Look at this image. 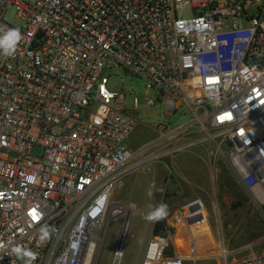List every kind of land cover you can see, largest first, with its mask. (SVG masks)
I'll use <instances>...</instances> for the list:
<instances>
[{
  "label": "built area",
  "instance_id": "obj_1",
  "mask_svg": "<svg viewBox=\"0 0 264 264\" xmlns=\"http://www.w3.org/2000/svg\"><path fill=\"white\" fill-rule=\"evenodd\" d=\"M0 26L22 36L13 56L0 55V264H22L16 245L37 252L35 264H90L128 173L197 146L212 145L263 211L264 0H0ZM114 65L144 78L167 116L184 105L193 121L170 133L158 124L157 140L167 143L132 154L125 141L137 121L104 76ZM202 224V199L185 201L172 220L181 234L150 232L135 264L211 258L191 233ZM42 225L51 233L44 243ZM254 247L219 243V264H264V246Z\"/></svg>",
  "mask_w": 264,
  "mask_h": 264
},
{
  "label": "rangeland",
  "instance_id": "obj_2",
  "mask_svg": "<svg viewBox=\"0 0 264 264\" xmlns=\"http://www.w3.org/2000/svg\"><path fill=\"white\" fill-rule=\"evenodd\" d=\"M14 15V8L9 7L4 15L5 21L11 23ZM16 25L20 26L21 22ZM104 76L108 80L109 91L125 95L124 109L137 121L125 141L132 154L148 143H153L152 150L167 143V140H157L154 129L158 124L165 125V133H170L193 121L192 114L184 105H181L174 115L167 116L162 100L146 88L147 81L138 75L125 73L121 66L114 65L107 69ZM134 98L138 100L137 108H133ZM147 98L155 101L153 106L144 105ZM34 151L39 153L38 150ZM138 158L139 156H135L132 161ZM191 158L203 160L207 177V183L202 190L194 189L206 208L207 225L192 228L191 233L197 238L200 253L206 254V257L212 256L203 258L196 264H219L220 259L217 255L219 243H223L226 250L250 243H254L255 249L264 246V209L260 211L252 205L224 166L222 158L218 155L214 159L213 148L209 144L197 146L193 152L156 156L138 163L125 177L122 186L113 192L110 198L111 207L132 206L118 264H135L140 258L154 223L146 219L147 212L151 210L149 205L166 203L168 215L163 219L165 232L173 241L181 234L177 230L178 227L172 225V220L174 214L181 210L183 203L195 195L188 184L193 169L184 164ZM153 183L155 188L153 195L149 197L147 191ZM124 223L125 218L122 216L107 218L103 226L96 231L102 242L99 243L100 248L94 264H112L113 252L119 244ZM201 227L205 228V234H201ZM176 248L182 250L177 245Z\"/></svg>",
  "mask_w": 264,
  "mask_h": 264
},
{
  "label": "clouds",
  "instance_id": "obj_3",
  "mask_svg": "<svg viewBox=\"0 0 264 264\" xmlns=\"http://www.w3.org/2000/svg\"><path fill=\"white\" fill-rule=\"evenodd\" d=\"M22 39L19 29L6 28L0 26V55L4 57L13 56L17 50V45ZM155 184L149 186L147 195L151 197L153 195V189ZM150 211L146 214V219L152 222H158L163 220L168 215V205L164 202L153 206L149 205ZM33 215V214H32ZM36 215V214H35ZM34 217V215H33ZM38 219V217H37ZM38 239L40 243H44L50 238V229L47 225H42L38 229ZM2 247V245H0ZM12 254L22 262V264H35L38 257V253L30 248H26L23 245H16L11 248Z\"/></svg>",
  "mask_w": 264,
  "mask_h": 264
},
{
  "label": "crops",
  "instance_id": "obj_4",
  "mask_svg": "<svg viewBox=\"0 0 264 264\" xmlns=\"http://www.w3.org/2000/svg\"><path fill=\"white\" fill-rule=\"evenodd\" d=\"M199 159L198 158H191L187 162H184V164L185 163L188 164V166L191 167V169H193L190 177L188 178V182H189L188 184L191 186L193 191H194V189L196 191H197V189L202 190L207 183V177H206L205 172H204V166L205 165L203 163V160L202 159L199 160ZM196 191L193 192V194H195V195L189 199H192L195 197H200V196L196 195L198 193ZM189 199H187V200H189Z\"/></svg>",
  "mask_w": 264,
  "mask_h": 264
},
{
  "label": "bare ground",
  "instance_id": "obj_5",
  "mask_svg": "<svg viewBox=\"0 0 264 264\" xmlns=\"http://www.w3.org/2000/svg\"><path fill=\"white\" fill-rule=\"evenodd\" d=\"M131 208H132V206H130L129 208H121V210H120V208L118 206L111 207V205H109L108 210H107V216L105 218V220L107 218H114V217H118V216H122V217L126 218L127 226H126L125 232L123 234V244H124V240H125V237H126V232H127L128 225H129V217H130L129 213L131 212ZM200 232H201V234H205L206 233L205 228L201 227ZM99 248H100V244H97L96 247H95V251H94V254H93V257H92V260H91L90 264H94V260H96V255H97V251H98ZM203 256H206V255H203Z\"/></svg>",
  "mask_w": 264,
  "mask_h": 264
},
{
  "label": "trees",
  "instance_id": "obj_6",
  "mask_svg": "<svg viewBox=\"0 0 264 264\" xmlns=\"http://www.w3.org/2000/svg\"><path fill=\"white\" fill-rule=\"evenodd\" d=\"M240 190L242 192H244L241 188H240ZM164 231H165V224H164V221L163 220H160L158 222H154L153 223L152 234H158V233H162Z\"/></svg>",
  "mask_w": 264,
  "mask_h": 264
},
{
  "label": "water",
  "instance_id": "obj_7",
  "mask_svg": "<svg viewBox=\"0 0 264 264\" xmlns=\"http://www.w3.org/2000/svg\"><path fill=\"white\" fill-rule=\"evenodd\" d=\"M123 71L127 74H131L129 71H127L126 69L123 68ZM127 226V222L124 224L123 228H122V232H121V235H120V241H119V244H118V248L120 249L123 245V234L125 232V228ZM116 263V262H115Z\"/></svg>",
  "mask_w": 264,
  "mask_h": 264
},
{
  "label": "snow or ice",
  "instance_id": "obj_8",
  "mask_svg": "<svg viewBox=\"0 0 264 264\" xmlns=\"http://www.w3.org/2000/svg\"><path fill=\"white\" fill-rule=\"evenodd\" d=\"M33 215H34V218H37L36 215H35V212H33Z\"/></svg>",
  "mask_w": 264,
  "mask_h": 264
}]
</instances>
